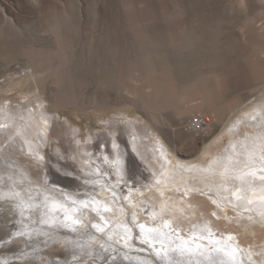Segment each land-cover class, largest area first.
Here are the masks:
<instances>
[{"label": "rangeland", "instance_id": "rangeland-1", "mask_svg": "<svg viewBox=\"0 0 264 264\" xmlns=\"http://www.w3.org/2000/svg\"><path fill=\"white\" fill-rule=\"evenodd\" d=\"M263 101L264 0H0V102L14 108L28 104L32 111L42 103L52 112L53 138L42 153L17 155L56 195L62 190L80 198L91 192L80 179L81 147L96 156L87 165L112 172L99 158L105 144L114 156V132L128 185L146 192L155 178L130 144L132 129L146 131L177 158L196 163L220 130L248 117L251 107L263 109ZM198 102L206 103L203 109L179 115L180 107ZM197 113L212 116L208 137L184 126ZM250 113L249 121L260 115ZM0 125L3 148L13 153L6 143L12 125ZM256 129L238 122L236 136ZM1 177L7 189L0 194V261L66 264L73 251L62 241L66 229L53 232L51 240L37 235L34 229L47 227L22 221L18 205L27 200L20 192L19 197L6 192L12 184ZM24 226L30 236H9ZM8 239L12 242L6 244ZM134 246L131 252L154 258L138 249L145 245Z\"/></svg>", "mask_w": 264, "mask_h": 264}, {"label": "bare ground", "instance_id": "bare-ground-1", "mask_svg": "<svg viewBox=\"0 0 264 264\" xmlns=\"http://www.w3.org/2000/svg\"><path fill=\"white\" fill-rule=\"evenodd\" d=\"M205 104L198 102L180 107L179 115L203 109ZM252 111H259L260 115L255 120L249 121L248 118H250ZM51 114L52 112L45 109L42 103H40V110L32 111L28 108V104L14 108L12 106L7 107L3 102H0V124L12 125L13 131H9L11 138L6 143L14 149L13 153L8 154L5 151L7 147L3 148L5 141L0 139V194L4 193L2 188L7 189L3 184V177H1L5 174L12 184L11 189L6 190V192H20L22 197L27 200L26 204L39 203L45 195L49 197L50 202L59 200L62 203H67V201H63L61 195H56L48 188L45 181H37L17 155L20 153V155L31 157L33 155L39 156L42 153L46 144L50 143L49 140L53 138L50 131L53 121ZM257 114L254 113V116ZM238 122H244L250 126L255 124L256 132L245 131V135L236 136ZM134 129H132V134L129 133L130 144L141 160L152 170L155 181L146 187V192H139L140 190L138 191L129 185L127 188L131 189V192L125 191L122 185L123 181L117 182L119 177H116V173L120 172L124 176L123 179L127 180L125 171H123L126 160L119 150L121 143L116 133L110 131L113 134L110 135H112L111 146L114 156L108 153L107 144L100 154L103 157L107 156V163L113 173L111 171L106 172L109 177H112L111 179L99 178L101 189L98 193V199L102 203H108L113 208L112 213L104 214L105 218L110 221L109 228L112 229V232L109 234L122 232L120 224L127 221L120 216L119 208L121 204H124L127 206L125 207L126 214L136 213L137 223L154 226L162 233L169 232V229L163 226V220H168L173 226L179 225L181 237L188 238V244L192 245L193 251L195 244L201 243L203 251H211L212 255L222 259L224 264H230L229 256L226 253L239 246L244 253L251 254L255 259L261 248L264 247L259 243V240H264V182L258 179L259 169L264 167L259 159L264 156V132L261 131L264 129V108L262 109L258 105L251 107L248 117L240 116L228 128L220 130L202 148L197 157L201 160L196 163L177 158L163 141H152L149 135L143 134L146 131L142 133L137 129L134 131ZM227 130L231 131L229 134L231 140L227 145H223ZM144 140L152 142L145 144ZM113 145L118 147L114 148ZM80 152V158L77 160L82 165L81 171L84 177H80V179L84 182L95 177L96 169L87 165V162L93 163V158L96 156L90 154L86 146L81 147ZM149 155L153 160L149 158ZM103 157L99 158L100 162ZM245 161L249 164L248 171L256 172L257 176L252 178L245 176L244 183L241 185V181L234 179V177L241 175V167ZM100 172L103 173L101 170ZM238 185L245 189V193L242 194L246 195V200L238 201L232 195ZM110 188L117 193L115 201L112 200ZM248 189L251 191L249 192ZM39 193L41 194L39 195ZM67 195L72 197L70 194ZM79 195H83V193ZM125 195L128 196L126 201L122 199ZM29 197L32 199L29 200ZM247 200L252 202L247 203ZM37 211L34 208L24 209L23 215L29 218L26 219L23 216L22 221L29 222L36 219ZM212 213H215V216ZM84 215L89 219L94 217L91 212H85ZM33 227L30 226L29 228ZM39 228L45 229V227ZM66 233L62 240L64 245L74 241L85 245V250H87L88 238L86 240L85 236L81 237L80 234L68 230ZM54 235L52 234L53 237ZM193 236L200 239L193 242L191 239ZM229 236H231V240H229ZM163 239L165 247H167L177 238L174 235H167ZM135 243L137 242L129 238L128 247L120 248L113 255L117 256L118 260L123 261L122 264H154V258L151 256L131 252L132 249L137 248L134 246ZM179 243L183 244L184 240L181 239ZM157 246H160L159 243ZM145 247V249L143 247L144 250L154 255V249H150L146 245ZM217 248L223 251L216 252L215 249ZM138 249L140 250L142 247L140 246ZM76 250L80 251L79 249ZM124 257L127 259L125 260ZM61 261L64 262L62 259ZM198 262L203 264V258L193 256L190 261L187 257L181 259V264H198Z\"/></svg>", "mask_w": 264, "mask_h": 264}, {"label": "snow or ice", "instance_id": "snow-or-ice-1", "mask_svg": "<svg viewBox=\"0 0 264 264\" xmlns=\"http://www.w3.org/2000/svg\"><path fill=\"white\" fill-rule=\"evenodd\" d=\"M40 0H34V3L39 4ZM255 120L256 117L252 116ZM4 127V125H0ZM264 132V129L261 130ZM113 147H118L113 145ZM43 159V157H41ZM260 162L264 164V156H261ZM103 161L107 162V156L103 157ZM249 164L245 161L241 167V175L234 177V179L240 180L241 185L244 183V177L249 178L256 177L257 173L248 171ZM227 172V169H225ZM258 179L264 182V167L259 169ZM100 177L105 179H111L108 173H101L99 168L95 170V177L92 179H87L84 181L86 185L91 186V192L86 193L83 197L73 198L69 197L66 193L61 191V197L63 201L67 203H62L59 200L49 201V197L45 195L43 200L39 203L34 204H24L21 202L18 207L21 209L20 215L23 216V210L27 208L37 209V218L31 221L32 224L44 225L47 227L48 231H43L39 227L34 229L37 235L47 236L52 239V233L60 229H66L69 232L80 234L81 236L86 235L88 237L87 250L86 246L79 244L78 242L70 241L68 245L71 246L73 251L70 253L71 259L66 261V264H99L100 261L103 264H118L117 256L111 253L119 251L120 248H127L129 244V238L134 242H138L141 245H146L150 249H154V264H181V259L187 257L190 261L193 256H198L203 258V264H224V261L219 257H214L212 252L203 251V245L201 243L195 244V250L193 251L192 245L188 244L187 237H181V230L179 225L173 226L168 220H163V226L169 229L168 233H162L158 228L154 226H148L145 223H137V217L135 212H131L130 215L125 213L124 204H121L119 208L120 216L123 217L127 222L120 224L122 232H112L109 228L110 221L105 218L104 214L112 213L113 208H111L108 203H102L98 199L99 189L96 187L100 183ZM116 177H119L117 182L123 181V186L126 192H131V189L127 188L128 180H124L120 172L116 173ZM131 179V177H130ZM139 183V181H136ZM55 187V185H53ZM111 191L112 200L117 199V193L113 189ZM250 192L251 189H248ZM95 193V194H93ZM245 189L242 186H237L235 191L232 193L233 196L239 200H246ZM14 195L19 197L20 193L15 192ZM32 198L29 197V200ZM127 200L128 196L125 195L122 198ZM252 201L247 200V203ZM85 212H91L94 214L93 219H89ZM215 216V213H212ZM22 223V222H21ZM26 226L21 227L19 230L10 233L9 236L15 237H25L31 234L25 230ZM135 229V232H134ZM167 235H174L177 239L171 244L165 247V242L163 237ZM115 236V238H114ZM183 239L184 243L180 244L179 241ZM193 242L199 240V237H191ZM231 240V236H229ZM11 239L5 241V243H11ZM159 243V247L157 244ZM175 245V246H173ZM3 247V245H0ZM79 249L80 251H76ZM141 251H144L142 248ZM216 252L223 251L222 249H215ZM239 253V255H238ZM107 255V258L105 256ZM229 256L230 264H264V247L257 254L256 258L253 259L251 254H246L243 252L239 246L233 248L231 252L226 253ZM27 255V254H25ZM247 256V259H245ZM99 257V260L96 259ZM126 260L127 257H124ZM0 264H9L7 259L0 261ZM52 264H58L57 261H53ZM199 264V262H198Z\"/></svg>", "mask_w": 264, "mask_h": 264}, {"label": "built area", "instance_id": "built-area-1", "mask_svg": "<svg viewBox=\"0 0 264 264\" xmlns=\"http://www.w3.org/2000/svg\"><path fill=\"white\" fill-rule=\"evenodd\" d=\"M212 116L207 113H197L191 115L184 126L187 131L200 137H208L211 131Z\"/></svg>", "mask_w": 264, "mask_h": 264}]
</instances>
